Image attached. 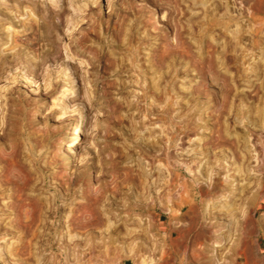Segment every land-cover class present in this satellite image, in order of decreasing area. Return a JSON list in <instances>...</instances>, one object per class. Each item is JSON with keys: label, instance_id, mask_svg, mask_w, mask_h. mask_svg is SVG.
<instances>
[{"label": "rangeland", "instance_id": "1", "mask_svg": "<svg viewBox=\"0 0 264 264\" xmlns=\"http://www.w3.org/2000/svg\"><path fill=\"white\" fill-rule=\"evenodd\" d=\"M2 145L0 264H264V0H0Z\"/></svg>", "mask_w": 264, "mask_h": 264}, {"label": "bare ground", "instance_id": "2", "mask_svg": "<svg viewBox=\"0 0 264 264\" xmlns=\"http://www.w3.org/2000/svg\"><path fill=\"white\" fill-rule=\"evenodd\" d=\"M75 132H76V130H75ZM77 134L78 133H76V136H77ZM75 140V139H74ZM15 141V140H14ZM13 141V142H14ZM74 143H75V141H73ZM4 144H6V143H4ZM11 144V143H10ZM71 148V147H70ZM73 148V147H72ZM10 150V149H9ZM12 150V149H11ZM10 150V151H11ZM16 150V149H15ZM14 150V151H15ZM15 153L14 152H9V153H7V151H6V149H4V146L2 145V147L0 148V162L2 163V164H4L3 165V167L5 168V170H3V172H2V175H1V177H0V194H4V192L7 190V188H10V189H12V195H13V197L16 199L15 201H16V203H17V207H18V215H19V219H18V225H20V227L21 226H23V228H24V226L25 227H31V225L33 224V226H34V223H36L37 221H38V223H39V220H37V219H35V217H33L32 215H33V213H35L36 215H37V213L39 212L40 214H41V211L42 210H38V209H36L37 208V205H36V208L34 207L33 208V210H34V212H30V208L32 207L31 205H32V203H31V205H30V203H28L29 202V200H28V198H27V196L28 195H26V191L28 190V188H29V186H30V183H31V179H30V177L29 176H26L24 173V175L22 174V172H20V171H17L18 170V165H17V161H16V159H15ZM1 166V165H0ZM2 167V166H1ZM20 169H21V165H20ZM19 169V170H20ZM22 169H24L23 167H22ZM26 173V172H25ZM32 181H33V179H32ZM72 182H73V178L71 177V178H69V181L67 182V184L69 185V186H71L72 185ZM114 184H115V188H113L114 190H116L117 189V183L114 181L113 182ZM90 184V183H89ZM112 184V183H111ZM184 185H186V184H184ZM184 185H182V187L184 186ZM4 187L6 188V189H4ZM90 187H92V186H90ZM97 187V186H96ZM184 188V187H183ZM91 189V188H90ZM95 189V188H94ZM11 191V190H10ZM91 191V190H90ZM189 191V190H188ZM89 192V191H88ZM92 192V191H91ZM93 192H96L97 194L99 193H101V188H99V189H95V191H93ZM6 193V192H5ZM180 193V192H179ZM184 193V192H183ZM10 194H11V192H10ZM65 194H66V192H65ZM87 194V193H86ZM91 194V193H90ZM93 194V193H92ZM95 194V193H94ZM185 194V193H184ZM155 195V194H154ZM179 195H181V193L179 194ZM178 195V196H179ZM100 196H102V195H100ZM180 197V196H179ZM88 198V197H87ZM189 198V197H188ZM90 199H92L91 200V202L92 201H94V203L93 204H98V199H94V198H92L91 196H90ZM183 200H184V197H183ZM90 201V200H89ZM152 201V200H151ZM12 202V201H11ZM90 202V203H91ZM187 202V201H186ZM185 202V203H186ZM190 202V201H189ZM192 203V202H191ZM93 204H90V205H93ZM207 204V203H206ZM14 205H16V204H14ZM35 206V205H34ZM79 206H80V204H79ZM10 207V206H9ZM8 207V208H9ZM84 207V206H83ZM88 207H89V204H88ZM81 208V207H80ZM189 208V207H188ZM190 208H191V206H190ZM193 208V207H192ZM205 208H208V207H205ZM184 209V208H183ZM194 209V208H193ZM75 210V209H74ZM78 210V209H77ZM82 210V209H81ZM81 210H79V211H81ZM84 211H81V212H83L82 214H78V211H77V214H78V217H76L77 218V220H76V224L75 225H77L78 226V228L80 227V229H86L87 227H89V226H91L90 225V222H91V219H92V217H94V209H92V208H87V209H83ZM190 211V210H189ZM74 212V211H73ZM76 212V211H75ZM17 214V213H16ZM32 214V215H31ZM34 214V215H35ZM96 214V213H95ZM72 217H74V215H72ZM71 217V218H72ZM95 218V217H94ZM181 218V217H180ZM17 219V218H16ZM15 219V220H16ZM42 219V218H41ZM73 219V218H72ZM14 220V221H15ZM94 220V219H93ZM92 220V221H93ZM96 220V219H95ZM95 220H94V222H95ZM195 221V220H194ZM73 222H74V220H73ZM15 223V222H14ZM17 223H15V225L17 224ZM93 223V222H92ZM74 224V223H73ZM94 225V224H93ZM96 225V224H95ZM76 226H74V228H75ZM31 229V228H30ZM79 230V229H78ZM204 231V230H203ZM213 231V230H212ZM83 233H84V231H82ZM210 232V231H209ZM214 233V232H213ZM202 234V233H201ZM216 234V233H215ZM36 234L34 233V237H36L35 236ZM217 236V235H216ZM31 237H33V236H31ZM31 240H32V238H30ZM29 239V240H30ZM89 239V238H88ZM218 243V242H217ZM29 244V243H28ZM25 245H26V241H25ZM25 247V246H24ZM27 247H29V249H30V245H28ZM95 247V246H94ZM91 248V247H90ZM22 250V249H21ZM85 251V250H84ZM87 251H89L88 249H87ZM23 252V251H22ZM26 252V251H25ZM28 252V251H27ZM83 253V252H82ZM138 253V252H137ZM149 253V252H148ZM24 254V253H23ZM139 254V253H138ZM90 255V254H89ZM88 255V256H89ZM146 255V254H145ZM148 255V254H147ZM146 255V256H147ZM107 256V255H106ZM139 256V255H138ZM143 256V257H141V263L140 264H150V263H152L153 262V259H152V257H149V256ZM90 257H92V255H90ZM83 258V257H82ZM82 258H81V260H82ZM140 259V258H139ZM84 260V259H83ZM82 260V261H83ZM89 261H91V259L89 260ZM139 263V262H138Z\"/></svg>", "mask_w": 264, "mask_h": 264}]
</instances>
